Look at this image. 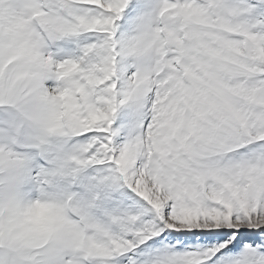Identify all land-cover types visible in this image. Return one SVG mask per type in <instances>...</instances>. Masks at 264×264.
Returning a JSON list of instances; mask_svg holds the SVG:
<instances>
[{"label":"snow or ice","instance_id":"obj_1","mask_svg":"<svg viewBox=\"0 0 264 264\" xmlns=\"http://www.w3.org/2000/svg\"><path fill=\"white\" fill-rule=\"evenodd\" d=\"M0 264H264V0H0Z\"/></svg>","mask_w":264,"mask_h":264}]
</instances>
